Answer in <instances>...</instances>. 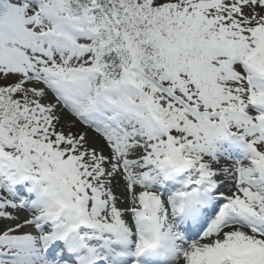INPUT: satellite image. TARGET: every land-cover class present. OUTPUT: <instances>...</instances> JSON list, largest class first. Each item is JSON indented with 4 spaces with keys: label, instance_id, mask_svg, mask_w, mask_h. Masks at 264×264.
I'll list each match as a JSON object with an SVG mask.
<instances>
[{
    "label": "snow or ice",
    "instance_id": "snow-or-ice-1",
    "mask_svg": "<svg viewBox=\"0 0 264 264\" xmlns=\"http://www.w3.org/2000/svg\"><path fill=\"white\" fill-rule=\"evenodd\" d=\"M0 264H264V0H0Z\"/></svg>",
    "mask_w": 264,
    "mask_h": 264
}]
</instances>
